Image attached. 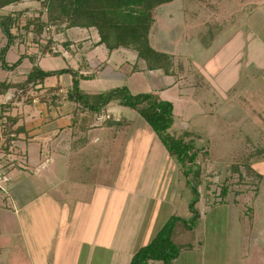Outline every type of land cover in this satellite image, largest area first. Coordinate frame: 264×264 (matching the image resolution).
Instances as JSON below:
<instances>
[{"label":"rangeland","instance_id":"374dc122","mask_svg":"<svg viewBox=\"0 0 264 264\" xmlns=\"http://www.w3.org/2000/svg\"><path fill=\"white\" fill-rule=\"evenodd\" d=\"M261 2L173 0L171 5L158 6L153 11L151 45L160 52L173 53L172 71L182 90L180 96L186 95L188 100L193 98L198 103L188 108L192 111L190 116L175 100V124L170 128L176 137L188 132L186 142H191L198 151L194 162L183 166L169 155L148 124L145 132L137 131L138 124L132 119L129 135H121L114 141L108 130H102L98 143L84 152L87 164L78 167L84 179L95 177L104 181V198H54L59 203L52 207L43 194L48 189L41 180L46 171L36 178L35 167L27 163L26 153L15 152L11 149L12 142L5 139L0 148V264H23V258L34 259V255L36 264H129V254L150 243L172 215L190 220L194 214L189 205L194 200L199 214L196 226L187 229L179 220L175 224L173 241L189 246L181 249L173 264H264V67L250 66L247 71L242 68L247 54V50L242 52V46L247 44L241 43L247 28L256 32L255 20L264 19ZM9 14L15 22L11 29L15 38L8 51L14 44L28 51L35 46L33 40L43 39L48 44L52 39V47L57 42L58 50L64 55L52 57L51 66H75L76 55L72 57L60 46L66 36L71 37V31L60 34L65 24L47 25V10L42 0H23L0 9V17ZM40 27L42 36L38 35ZM262 39L261 44L257 41L249 47L251 52L253 47L262 52L254 63L264 66ZM74 44L71 49L77 51L79 43ZM126 55L130 57L129 52ZM20 58L8 56L7 60L14 64ZM142 72L129 80L133 93L149 92L161 84L153 78L157 71ZM246 74L250 75L249 80ZM71 77V73H66L55 78L65 84ZM214 77L221 80V89H214ZM94 82L99 81L83 82L86 92L94 94L117 85L110 82L107 87L100 84L97 88ZM250 86L253 89L248 92ZM23 87L26 102L31 101L32 95L43 103L54 98L55 103L63 104L67 99L66 91L60 92L59 88L49 95L47 90L38 92L29 85ZM218 89L221 94L226 92L228 98L219 99L222 105L216 108ZM6 98L9 103L15 100L11 94ZM117 100L119 97L110 101L114 115L129 119L127 112H133L137 116ZM80 136L74 139L75 144ZM42 159L40 163L48 165L49 156L41 153ZM184 169H191L192 184L188 183ZM16 171L24 177L13 187ZM192 186L197 195L193 194ZM223 189H226L224 194ZM157 198L167 201L158 202ZM91 209L104 210V216L86 218ZM96 226L117 232V236L107 240L121 246L119 258L116 257L119 248L97 249ZM85 229L95 230L89 232L91 242L80 247L79 243L87 240ZM61 230H71L72 234L60 235ZM33 245L38 246L35 252ZM149 264L164 263L150 260Z\"/></svg>","mask_w":264,"mask_h":264},{"label":"crops","instance_id":"0c3cea01","mask_svg":"<svg viewBox=\"0 0 264 264\" xmlns=\"http://www.w3.org/2000/svg\"><path fill=\"white\" fill-rule=\"evenodd\" d=\"M260 1H262L261 2L262 4L264 3V0H257V2ZM172 3L173 1L162 4L159 7L171 5ZM255 21L256 22H254V24H256L257 31L251 32L247 28V31L245 32V36L243 35L242 32L243 37H241V39L243 38L241 43L247 44V46L246 45L242 46V52L244 50H247V54L246 56H244V62H243L244 67H242L244 70L246 69V71L249 70L250 66H253L257 69H262L264 67L260 63H254L255 59L261 58L262 52L257 51L258 49L255 50L254 47H253V51L251 52L249 47L251 43H257V41H259L258 44H261V42H263L262 38L264 37L263 34L264 30L262 28H264V19L263 20L259 19ZM53 26L55 25H50V27ZM0 31L2 33L0 36V50H1V48L5 46L7 42L5 41L4 38L5 34L2 32L1 29ZM68 31H71L70 34L71 37L66 36V40H64L65 42L61 41L63 45L60 46L63 48V51H68L72 57L73 55H76V58L73 57L76 61V64L73 67L68 66V67L55 68L51 66L52 64L50 62L52 57L64 55V52H60V50H58L57 47L59 46V44H57V42L54 43L55 44L54 48L52 47L54 42L52 41V39H50L48 44H45L43 39H38V40L35 39L33 40L35 42L33 43L35 46L30 47L28 51L22 50L24 46L22 47L21 45L18 44L12 45L9 51L7 50L6 54L4 55V58L5 61L8 63V65H12L11 61L7 60L8 56H14L20 58L22 57L21 55H23V61L18 66V68H14L11 70L4 69L2 67L3 58L0 56V82L6 81L8 83L15 84V86L8 89V91L4 93H0V148L2 147L5 141L3 130L5 129L6 124L9 125L10 123L9 118L16 117L17 122L12 126L11 130L15 131L18 127L22 128L23 130L16 133L15 132L11 133V136H15V139L12 140L13 145L12 146L10 145L11 149H14L15 152L18 153L19 152H22L24 154L26 153L25 154L27 155L26 158H28L27 163L35 167V170H33L34 171L33 175L38 176L36 178H41L39 176L41 175L42 171L43 172L46 171V173L42 176L41 180L47 184L46 187L48 186V189H45L43 194L46 196V198H49L48 202L52 207H56L59 203L57 202L56 199L55 201L54 198H73L79 200L80 198H97V200H99L98 198H104L103 191H104L105 183L102 179H98V178L94 179L95 177L92 179L90 177L88 179H84L79 174L80 171L82 170L79 169L78 167H80V165L87 164L84 163L85 161L84 159L87 158V155L85 156L84 152L87 150L89 146H92L93 148L94 144L98 143L99 134L104 129L109 131V133L112 135V140L114 141L121 135H126V136L129 135L127 130L129 129V125H131L130 121L132 119H134V122L138 124L137 131L143 130L145 132L148 123L134 109L132 110L137 113V116L132 114L133 112L132 113L127 112L129 114L128 115L129 119L126 117H120L114 115V113L111 110V105H112L111 102L108 103L107 105L101 106L100 111L99 110L96 112L91 111L90 115L87 114V109H84L85 107H83L82 104H77L73 101H70L69 99H66V101H64L63 104L55 103L54 98H51L49 103H45V102L43 103L39 101L38 97L36 96L34 97L32 95V98H30L31 101L27 100L26 102L27 95L26 93H23L25 89L24 87H21V85L26 81L28 74L31 72L34 66H38L41 70L44 71H58L61 69L70 68L75 72L81 74L83 73V75H86L88 77L86 79L83 78L80 79V83H79L80 91L84 94H89V95H95L98 93L112 90L117 87H124V86H126L132 94H138V93H133V91L131 90V85L129 80L132 79L135 75L144 74L142 71H145L146 73L157 71L156 75H154L153 78L156 82H159L161 84L159 85V87L154 88L152 91L149 92L157 95L160 99L171 101L174 105V110L176 108L174 101L176 100L177 102L180 103L179 108H181L184 112L186 111L187 114H189L190 116H192V111H188V108L190 109L191 106H197L198 104L197 102L194 101L193 98L188 100V98L185 97L186 95L180 96V91L182 90L179 86V83H177L179 81H176V73H174L173 71L172 73H167L164 69L150 70L147 67L146 61L144 59L138 58L137 52L132 49L118 48L110 51L105 44L99 43L100 35L98 33V30L94 27L65 28V30L62 31V33L60 34H64L65 32L67 33ZM42 33H39L38 35L42 36L41 35ZM149 37H151V33ZM74 43H79V46L77 48L78 52L76 51V49L73 48L71 49V47L75 45ZM202 47L207 49V47L205 46ZM261 47L262 46L260 45L259 47L260 50H263V47L262 48ZM56 52H58L59 55H55ZM128 52L130 53V57L126 55V53ZM19 53L20 56L18 55ZM165 53L169 55L173 54L167 51H165ZM212 56H209V59L212 58ZM28 59L31 60V63L27 64L26 61ZM93 67L100 68V70L96 69L93 72L91 69ZM79 68H81L80 69L81 71H79ZM126 73L130 75L127 76ZM23 74L24 76H21ZM61 75H51L49 77H46L42 83L36 85L29 84V86L32 87L31 90H35V91L37 90L38 92L47 90L49 91V95L51 93L58 91V88L60 92L66 91L65 93L68 94V92L72 89V77L71 80H69L67 83L62 84L60 83L59 79H57ZM249 77L250 75L246 74V78L248 80ZM23 78L24 80H21ZM91 81H99L98 83L94 82L96 83L94 86H96L97 88L101 87L100 84L107 87L109 86L110 82L113 83L116 82L115 84L117 85L111 88L104 87L105 88L104 91L98 92L97 90L96 93L92 94L90 92H86L85 89L83 88V82L90 83ZM220 82L221 80L219 79V81H217L216 77L212 79V84L216 86L214 87V89L217 88L221 89ZM252 89H253L252 86H250L248 92H250ZM9 94L15 97V100L10 103L5 100L6 96L8 97ZM28 94H29V90H28ZM214 95L216 94L214 93ZM19 96H21V98ZM226 98H228L226 92H224L223 94L220 93L219 97L216 95L215 107L217 108L219 107V105H222L219 102V99L225 101L224 99ZM117 103L120 104L118 100ZM198 109H201L200 106H198ZM174 118H175V113H174ZM142 121H144L146 124H144V122ZM174 124H175V119H174ZM79 135H82V137L80 136L79 142L76 143L77 144L76 146V144L73 141ZM98 151L101 152L103 150H98ZM41 153H43L45 157L46 155L49 156L48 165L45 163L43 164L40 163V161L44 160V159L41 160ZM102 153L105 155L104 152ZM173 165L176 164L173 163ZM10 171L12 172L13 170ZM16 173H17L15 174L16 182L13 185V187L18 185V182H20V180L24 177V176L23 177L18 176L17 171ZM108 189L110 190V188ZM168 199L169 198H167V200ZM156 200H158V202L167 201L164 200V198H157ZM91 210L92 213L90 214V216H87L86 218H92L95 215L96 217L104 216L103 215L104 210L101 212H99V209L98 210L91 209ZM87 215H89V213ZM90 230H95V229L83 230V232L86 233V235L84 236L86 237L87 240L79 239V240H83L81 243H79L81 244L80 247L85 242H91V240H89V236H91V233H89ZM67 231L61 230L60 235L64 234L65 236H67L72 234L71 230L70 232ZM95 231L98 236L96 241L98 243L95 245L97 249L103 251L112 249L116 251V248H119L118 256H116L117 258H119V253L121 252V246L111 244L107 240V239L112 240L113 236H117L116 235L117 232L115 233V230L110 228L106 229L102 226L97 227V230ZM73 244H77V243H73ZM33 246L35 252L38 246L36 245ZM39 249H43V248L41 247ZM18 250H22V249L18 248ZM134 253L135 251L133 250L129 254V259H128L129 264ZM35 256L36 255L33 256L34 259L25 257L23 258L24 259L23 261L22 259L20 260L19 257L17 258L18 261H22L23 264H36ZM102 257L104 259L105 255H103Z\"/></svg>","mask_w":264,"mask_h":264},{"label":"trees","instance_id":"16d2710c","mask_svg":"<svg viewBox=\"0 0 264 264\" xmlns=\"http://www.w3.org/2000/svg\"><path fill=\"white\" fill-rule=\"evenodd\" d=\"M23 0H0V9ZM173 0H42V5L47 10V25H62L66 28L94 27L100 35V44H105L112 51L118 48L135 50L138 58L144 59L150 70L164 69L172 73V61L169 54L160 52L152 47L150 42V30L155 22L153 11L156 7L172 2ZM15 24L12 15L0 17V29L8 38L7 44L1 48V57L6 54L8 47L13 43L15 35L12 33V25ZM46 24V23H45ZM43 25V24H42ZM42 32V27L38 30ZM47 51V50H45ZM55 55H59L58 52ZM2 67L8 70L13 69L22 61V57L14 64L8 65L2 59ZM165 61H167L165 63ZM165 63V64H164ZM72 74V89L67 94V99L77 104H82L91 111H100L101 106L107 105L115 97H119V103L123 106L136 110L158 135L169 155L175 158L183 166L186 162H194L198 151L194 149L191 142H186L184 135L176 137L170 132L174 124V105L169 100L160 99L157 95L146 92L132 94L126 86L117 87L112 90L95 95L84 94L80 91V79L88 76L78 74L74 70L61 69L58 71H44L34 66L28 74L26 81L22 84L36 85L51 75ZM15 84L0 82V93L8 91ZM9 125L6 124L3 130L5 139L9 142L15 139L11 136L13 132L22 131V128L11 130L17 122L16 117L9 118ZM184 175L188 183L193 181L189 178L191 169H184ZM197 174V173H196ZM195 176H198L195 175ZM193 194L197 195L196 188L192 186ZM223 194L226 189H223ZM195 200L189 205L190 211L194 214L190 220L172 215L163 227L156 233L150 243L140 247L132 256L130 264H149L150 260L162 261L164 264H172L180 255L181 249L189 245H178L172 239L176 222L182 221L187 229L196 226L199 214L194 208Z\"/></svg>","mask_w":264,"mask_h":264}]
</instances>
